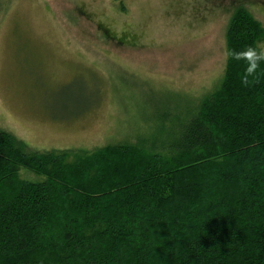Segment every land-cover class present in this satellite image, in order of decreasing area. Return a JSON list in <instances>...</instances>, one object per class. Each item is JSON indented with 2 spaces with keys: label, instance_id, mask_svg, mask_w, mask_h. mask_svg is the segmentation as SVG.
<instances>
[{
  "label": "trees",
  "instance_id": "16d2710c",
  "mask_svg": "<svg viewBox=\"0 0 264 264\" xmlns=\"http://www.w3.org/2000/svg\"><path fill=\"white\" fill-rule=\"evenodd\" d=\"M263 37L235 10L220 83L153 146L32 151L0 129V264H264Z\"/></svg>",
  "mask_w": 264,
  "mask_h": 264
},
{
  "label": "rangeland",
  "instance_id": "374dc122",
  "mask_svg": "<svg viewBox=\"0 0 264 264\" xmlns=\"http://www.w3.org/2000/svg\"><path fill=\"white\" fill-rule=\"evenodd\" d=\"M239 8L264 29V0H0V129L32 151L153 146L220 83Z\"/></svg>",
  "mask_w": 264,
  "mask_h": 264
},
{
  "label": "clouds",
  "instance_id": "9594fccd",
  "mask_svg": "<svg viewBox=\"0 0 264 264\" xmlns=\"http://www.w3.org/2000/svg\"><path fill=\"white\" fill-rule=\"evenodd\" d=\"M248 56L246 57V59H248L249 64L248 67L246 68V73L247 74H252L253 72H255L257 66H258V61L264 59V51H257L256 49H248ZM231 54V53H229ZM237 59H240L241 57L237 56L235 57ZM247 82V81H245ZM38 264H42V262H38Z\"/></svg>",
  "mask_w": 264,
  "mask_h": 264
}]
</instances>
